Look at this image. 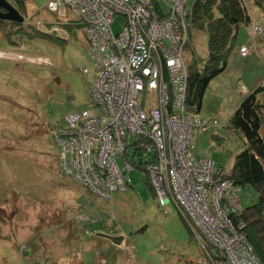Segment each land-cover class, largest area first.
I'll return each instance as SVG.
<instances>
[{
	"label": "rangeland",
	"instance_id": "rangeland-1",
	"mask_svg": "<svg viewBox=\"0 0 264 264\" xmlns=\"http://www.w3.org/2000/svg\"><path fill=\"white\" fill-rule=\"evenodd\" d=\"M47 5L48 0H27L15 43L0 32V264H212L177 206L161 205L141 170L130 172L132 187L118 189L113 202L60 170L53 130L70 112L91 109V82L82 71L91 65L82 26L68 30L63 25L76 20H61ZM248 9L253 20H264L255 3ZM122 24L117 16L114 31ZM249 35L250 25L242 24L225 71L205 92L199 113L210 124L195 127L192 135L195 157L227 171L247 147L228 119L244 88L264 86V39ZM242 44L250 49L245 57ZM193 51L207 57L205 31L196 32L185 50L187 63ZM259 99L264 104V87ZM241 196L245 206L260 201L252 186L243 187ZM101 233H119L123 240L116 244Z\"/></svg>",
	"mask_w": 264,
	"mask_h": 264
},
{
	"label": "built area",
	"instance_id": "built-area-1",
	"mask_svg": "<svg viewBox=\"0 0 264 264\" xmlns=\"http://www.w3.org/2000/svg\"><path fill=\"white\" fill-rule=\"evenodd\" d=\"M194 1L48 0L61 20L81 23L91 64L82 68L91 82V109L70 112L53 130L59 167L109 202L118 189L132 187L133 169L148 173L159 203L177 206L212 264H262L246 232L242 186L193 152L194 128L210 123L185 106ZM117 16L123 24L115 32ZM253 37L264 39V20L251 21ZM240 52L247 56L249 45Z\"/></svg>",
	"mask_w": 264,
	"mask_h": 264
},
{
	"label": "trees",
	"instance_id": "trees-1",
	"mask_svg": "<svg viewBox=\"0 0 264 264\" xmlns=\"http://www.w3.org/2000/svg\"><path fill=\"white\" fill-rule=\"evenodd\" d=\"M9 1L24 15L27 14V0ZM249 2L255 3L264 12V0H195L191 5L188 16L189 40L185 50L191 47L196 32L205 31L208 35V55L203 59L193 51L192 58L187 63L189 80L185 106L188 111L199 113L211 79L225 71L240 26L250 25L252 21ZM13 23L17 25V30L9 28L14 26L11 25ZM81 26L79 21L76 24L71 22L63 25L70 31H73L71 28ZM21 27L23 24L0 20V32L12 44L15 43L17 34L22 32L23 29H19ZM24 36L26 34L19 35ZM57 37L54 38L60 39ZM261 90L262 86L245 93L239 107L229 117L227 125L230 129L241 132L246 139L247 147L236 156L229 172L230 177L242 188L252 186L258 192L260 201L246 206L244 218L248 238L264 264V136L261 134L264 104L258 97ZM145 176L154 193L148 173ZM184 220L193 233L188 221L185 218Z\"/></svg>",
	"mask_w": 264,
	"mask_h": 264
},
{
	"label": "water",
	"instance_id": "water-1",
	"mask_svg": "<svg viewBox=\"0 0 264 264\" xmlns=\"http://www.w3.org/2000/svg\"><path fill=\"white\" fill-rule=\"evenodd\" d=\"M0 8L5 9L3 12L0 10V19H7L11 21H15L17 23H23L25 21V17L19 12V10L9 1V0H0ZM103 236L108 237L116 244H121L123 240L122 235H112L108 233H101Z\"/></svg>",
	"mask_w": 264,
	"mask_h": 264
},
{
	"label": "flooded vegetation",
	"instance_id": "flooded-vegetation-1",
	"mask_svg": "<svg viewBox=\"0 0 264 264\" xmlns=\"http://www.w3.org/2000/svg\"><path fill=\"white\" fill-rule=\"evenodd\" d=\"M0 10H2L3 12H5L6 10L5 9H3V8H0ZM24 17H25V15L21 12V11H19ZM25 19H26V17H25ZM0 20H3V21H5V22H8V21H11V20H7V19H0ZM11 22H15V21H11ZM25 22V21H24ZM23 22V23H24ZM17 23V22H16ZM23 23H20V24H23ZM11 25H14V23L13 24H11ZM20 26V25H19Z\"/></svg>",
	"mask_w": 264,
	"mask_h": 264
},
{
	"label": "crops",
	"instance_id": "crops-1",
	"mask_svg": "<svg viewBox=\"0 0 264 264\" xmlns=\"http://www.w3.org/2000/svg\"><path fill=\"white\" fill-rule=\"evenodd\" d=\"M252 21H258V20H253V18H252ZM261 21H262V20H261ZM249 36H250V35H249ZM242 45H244V44H242ZM242 45H241V46H242ZM186 63H187V62H186ZM261 86H262V88L264 87L263 85H261ZM243 97H244V95H243ZM243 97H242V99H243ZM258 97H259V95H258ZM242 99H241V101H242ZM240 103H241V102H240ZM240 103H239V105H240ZM238 107H239V106H238ZM238 107H237V108H238ZM262 111H263V109H262ZM263 113H264V111H263ZM231 115H232V114H231ZM231 115H230V116H231ZM209 124H210V123H209ZM262 126H263V125H262ZM114 235H120V234H119V233H116V234H114Z\"/></svg>",
	"mask_w": 264,
	"mask_h": 264
}]
</instances>
